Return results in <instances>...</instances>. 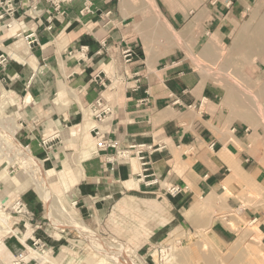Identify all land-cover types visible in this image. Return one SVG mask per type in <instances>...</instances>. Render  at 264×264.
I'll return each mask as SVG.
<instances>
[{"label":"crops","instance_id":"obj_1","mask_svg":"<svg viewBox=\"0 0 264 264\" xmlns=\"http://www.w3.org/2000/svg\"><path fill=\"white\" fill-rule=\"evenodd\" d=\"M90 2V13H82L85 0L66 4L65 16L53 14L52 29L47 5L33 13L27 0L12 28L6 27L11 19L0 21V57L7 58L0 76L22 106V144L58 182L67 152L77 153L66 183L75 185L81 215L99 225L121 210L140 216L147 255L172 235L208 232L229 245L248 225L264 241V134L229 118L221 87L191 59L200 41L222 39L233 23L229 16L244 12L248 0L211 3L210 18L197 22L206 33L191 50L180 47L172 30L185 37L196 22L160 0V16L149 15L144 0ZM162 16L167 37L159 30ZM31 32L38 43L27 39ZM126 46L136 51L130 63L121 54ZM99 100L110 109L102 122L90 109ZM108 143L117 148L101 146ZM135 145L147 147V177L138 158L123 155ZM173 186L182 188L176 196L167 192ZM23 199L36 215L35 194ZM0 238L8 251L0 264L25 254L17 236Z\"/></svg>","mask_w":264,"mask_h":264},{"label":"rangeland","instance_id":"obj_2","mask_svg":"<svg viewBox=\"0 0 264 264\" xmlns=\"http://www.w3.org/2000/svg\"><path fill=\"white\" fill-rule=\"evenodd\" d=\"M144 1L147 6L145 11L149 15H161L158 0ZM160 1L172 11L181 13L187 21L198 24L195 25V30L185 37L171 29L180 47L191 50L193 44L196 46L197 36L202 32L206 33L203 26L197 22L210 18V4L222 0ZM243 11L236 16H229L233 23L226 27L228 32H223L222 39L211 35V41L206 45L200 41L191 59L207 80L221 87V107L229 118L245 123L250 131L264 134V66L260 65L258 69L254 53H245V48L253 36V27L264 14V0H248ZM163 23L160 33L167 37L169 31L166 21ZM202 49L204 51L199 53ZM88 114L91 116L89 109L86 110V115ZM22 117L19 99L0 76V236L12 237L13 240H16V236L25 238L33 251H46V256L52 262L44 263L42 259L30 258L26 263L264 264V241L256 226H246L239 232L237 241L229 245L220 244L208 232L192 234L190 238L172 235L147 255L146 250L140 248L146 236V233L141 232L146 226L142 225L140 216L121 210L103 225L94 224L92 220L84 218L74 199L75 185L55 180L50 172L45 171L42 162L18 138ZM8 131L12 134V139L8 136ZM18 146L27 148L30 155L24 159ZM76 160H79L77 153L67 152L63 165L56 170L60 173L58 178L66 181V167ZM42 175L47 177L52 194L51 205L35 190V182ZM27 192L37 197L38 211L34 216L32 209L23 199V194ZM20 202L26 204L31 216L18 213L16 207ZM72 217L83 230L79 229L80 226H74L70 220ZM34 238L41 239L46 247L42 249L40 245L33 246ZM2 243L0 238V245ZM24 251L23 255L33 254L27 252V248Z\"/></svg>","mask_w":264,"mask_h":264},{"label":"built area","instance_id":"obj_3","mask_svg":"<svg viewBox=\"0 0 264 264\" xmlns=\"http://www.w3.org/2000/svg\"><path fill=\"white\" fill-rule=\"evenodd\" d=\"M73 1L74 0H27V3H28L29 11L33 13L40 12L41 11L40 6L42 4L47 5V8L44 11L50 14L49 29H52L51 25H52L53 17H54L53 14L55 13L56 16H65L66 10L64 9V6L66 4L72 3ZM20 3L22 4V0H0V21H4L8 18L11 19V22H8L6 24L7 28H12L13 20L15 19ZM91 6L92 4L90 0H85V6L82 10V13H90ZM27 39H30V43H38L37 35L34 32H31L30 34H28ZM84 49L85 48L83 47L81 51L84 52ZM121 54L126 63H130L136 58V51L129 46L124 47L121 50ZM0 59H1L0 65L7 61V58H4L3 56L0 57ZM90 109L92 111L93 116L96 118L98 122H102L110 111V109L107 106L103 105L102 100H99L95 105L91 106ZM101 146L117 148V145L115 143L103 144ZM146 151H147V147L145 145H135V146H131L128 151L123 153L125 157H129L133 155L141 161V166H142L141 174L142 175H144V173H147L149 171V168H148L149 163L146 160V157L144 156ZM144 177H147V175H144ZM152 182L154 183L156 182V180H153ZM181 191H182V188L179 186H173L167 189V192L172 196L178 195ZM16 208H17V211H19L18 213H24L27 216H31L26 204L20 202L17 204ZM37 245H40V248L42 249L46 247V244L43 243L41 239L35 240L34 238L33 246H37ZM42 252H46V251H42ZM23 254L24 253L19 254L18 260L14 264L24 263ZM24 264H28V263L25 262Z\"/></svg>","mask_w":264,"mask_h":264},{"label":"bare ground","instance_id":"obj_4","mask_svg":"<svg viewBox=\"0 0 264 264\" xmlns=\"http://www.w3.org/2000/svg\"><path fill=\"white\" fill-rule=\"evenodd\" d=\"M162 20L164 21V20H166L163 16H162ZM258 20V19H257ZM254 29H253V36H252V38L249 40V42H248V46L245 48V53L246 52H248V53H254V55H255V57H256V61H255V64L257 65V67H258V69H260V65H262V66H264V14L260 17V19L257 21V23H256V25L253 27ZM159 30H162V29H160L159 28ZM243 41V40H242ZM247 43V42H246ZM248 55H250V54H248ZM253 55V56H254ZM245 56V55H244ZM243 56V57H244ZM251 56V55H250ZM252 60H253V58H251ZM254 61V60H253ZM262 76V75H261ZM264 80V79H263ZM259 81V80H258ZM263 91H264V84H263ZM262 93V92H261ZM261 95V94H260ZM259 95V96H260ZM261 97V96H260ZM264 108V107H263ZM89 119V118H88ZM9 132V131H8ZM4 133V132H3ZM6 134V133H5ZM9 134H11L10 132L8 133V136H10V138L12 139V134L11 135H9ZM14 137V136H13ZM15 139V138H14ZM13 139V140H14ZM12 140V142H14ZM16 142V141H15ZM14 144V143H13ZM17 144V143H16ZM19 148H20V146H18ZM17 148V147H16ZM18 150V149H17ZM21 153H22V155L24 156V159H25V157L27 156L28 157V155H30V153H29V150L27 149V148H24V147H21L20 148V150H19ZM30 163V162H29ZM34 164V163H33ZM79 164V163H78ZM80 166V165H79ZM34 168V167H33ZM79 168V167H78ZM235 169V168H234ZM37 170V169H36ZM76 170H78V169H76ZM79 171V170H78ZM232 171V170H231ZM239 171V170H238ZM234 173V172H233ZM235 174V173H234ZM242 174H244V173H242ZM4 175V174H3ZM39 175V174H38ZM241 175V174H240ZM245 176V175H244ZM64 177H65V175H64ZM246 177V176H245ZM249 178H251V177H249ZM2 179V178H1ZM0 179V180H1ZM62 179V178H61ZM242 179H244V177L242 178ZM246 180V179H245ZM61 181V180H60ZM63 182V181H62ZM66 182V181H65ZM35 190H36V192L38 193V195L41 197V198H43L44 200H46L47 201V203L49 204V205H51L52 204V194H51V192L49 191V187H48V182H47V177L46 176H44V175H42L38 180H36V182H35ZM195 207H196V204L194 205ZM197 207H199V206H197ZM193 208V207H192ZM193 209H195V208H193ZM192 209V210H193ZM200 209V208H199ZM198 209V210H199ZM191 210V211H192ZM197 210V211H198ZM196 211V212H197ZM195 211H194V214L196 213ZM199 213V212H198ZM188 214V213H187ZM190 214H191V212L188 214V216L190 217ZM200 214V213H199ZM188 217V218H189ZM70 220L73 222V224H74V226H77V227H79L77 224H76V222L77 221H75L74 219H73V217L72 218H70ZM52 221H54V220H52ZM56 224H58V223H56ZM60 225V224H59ZM245 225V224H244ZM72 227V226H71ZM238 227V226H237ZM74 228V227H73ZM236 228V227H235ZM250 228V227H249ZM79 229H81V230H83V228H82V226H80L79 227ZM249 230V229H248ZM20 241H21V243L27 248V252H32L33 254L31 255V254H27V255H23L24 257H23V260L26 262V261H29V259L30 258H32L33 260H35V259H42L43 261H44V263H52L51 261H50V259L46 256V253L45 252H42V253H40V252H37V251H33L32 250V248L30 247V246H28L27 245V243H26V240H25V238H18ZM251 240V239H250ZM242 241V240H241ZM262 251V250H261ZM8 251H7V249H6V246L2 243L1 245H0V253L1 254H6ZM35 252V253H34ZM257 252H258V250H257ZM114 253V252H113ZM101 254V253H100ZM263 256V255H262ZM259 257V256H258ZM261 257V256H260ZM37 261V260H36ZM43 263V264H44ZM16 264H18V263H16ZM54 264V263H53Z\"/></svg>","mask_w":264,"mask_h":264}]
</instances>
